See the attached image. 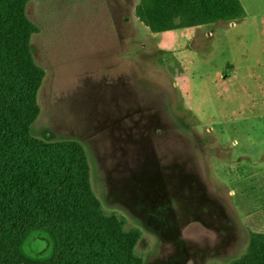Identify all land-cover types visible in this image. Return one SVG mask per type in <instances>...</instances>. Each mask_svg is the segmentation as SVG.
<instances>
[{
  "label": "rangeland",
  "instance_id": "rangeland-1",
  "mask_svg": "<svg viewBox=\"0 0 264 264\" xmlns=\"http://www.w3.org/2000/svg\"><path fill=\"white\" fill-rule=\"evenodd\" d=\"M241 2L246 18L213 38L151 33L137 0L26 6L44 72L33 134L83 146L94 197L138 232L143 264H234L264 235V0ZM52 248L39 231L20 250Z\"/></svg>",
  "mask_w": 264,
  "mask_h": 264
},
{
  "label": "trees",
  "instance_id": "trees-1",
  "mask_svg": "<svg viewBox=\"0 0 264 264\" xmlns=\"http://www.w3.org/2000/svg\"><path fill=\"white\" fill-rule=\"evenodd\" d=\"M29 0H0V264H143L133 254L138 232L108 215L93 195L90 164L76 141L54 143L33 134L44 72L35 62L36 27ZM138 20L152 33L239 23L240 0H141ZM52 240L49 256L20 247L32 232ZM234 264H264V235Z\"/></svg>",
  "mask_w": 264,
  "mask_h": 264
},
{
  "label": "crops",
  "instance_id": "crops-1",
  "mask_svg": "<svg viewBox=\"0 0 264 264\" xmlns=\"http://www.w3.org/2000/svg\"><path fill=\"white\" fill-rule=\"evenodd\" d=\"M121 1H124V0H120ZM241 1V0H240ZM141 2V0H137V3H136V6ZM242 3V2H241ZM120 4V3H119ZM243 5V4H242ZM135 6V8H136ZM245 8V7H244ZM136 16V15H135ZM137 18V17H136ZM138 19V18H137ZM236 23H231L229 25L232 26V27H235ZM218 26H224L222 24H219V25H204V26H198V27H188V28H183V29H188L190 31H195V32H198V31H201L203 30V32H201L202 35H206L208 36L209 38H213L214 35L218 32L219 35H223L222 34V31L220 29H217ZM148 28V27H147ZM149 29V28H148ZM179 30V29H177ZM150 31V29H149ZM174 31V30H172ZM151 32V31H150ZM166 32H169V31H166ZM152 33V32H151ZM164 33V32H162ZM154 34H159V33H154ZM231 75H232V71H230L227 75L224 76V79H230L231 78ZM229 76V77H228Z\"/></svg>",
  "mask_w": 264,
  "mask_h": 264
}]
</instances>
